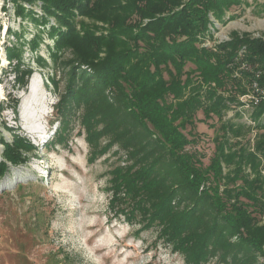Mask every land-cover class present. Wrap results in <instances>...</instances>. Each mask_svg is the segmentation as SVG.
Masks as SVG:
<instances>
[{"label": "trees", "instance_id": "1", "mask_svg": "<svg viewBox=\"0 0 264 264\" xmlns=\"http://www.w3.org/2000/svg\"><path fill=\"white\" fill-rule=\"evenodd\" d=\"M39 1L41 22L56 17L66 27L51 25L50 36H56L50 54L65 48L76 59L59 111L84 106L81 123L90 158L114 145L126 155L127 163L112 173L111 207L126 203L118 209L129 220L138 212L142 229L158 226L159 236L188 264H254L258 255L264 256V224L257 214L264 213V123L256 128L253 149L250 140L232 143L228 136H242L244 125L223 123V138L215 142L208 165L184 150L193 141L189 134L201 120L199 111L220 121L227 107L224 91L246 90L228 68L238 47L246 45L247 58L264 68V37L234 34L216 49L202 46L200 39L211 32L209 24L214 26L210 12L226 22V13L246 0ZM35 40L39 42L38 36L30 40L32 49ZM21 49L8 46L7 56L15 83L23 86L33 68L25 64ZM188 63L194 69H186ZM66 98L77 106L64 108ZM12 108L17 112V101ZM263 111L264 102L255 116ZM6 128L12 140L0 136V177L11 166L26 164L35 149L19 128ZM246 166L254 176L245 172Z\"/></svg>", "mask_w": 264, "mask_h": 264}, {"label": "rangeland", "instance_id": "2", "mask_svg": "<svg viewBox=\"0 0 264 264\" xmlns=\"http://www.w3.org/2000/svg\"><path fill=\"white\" fill-rule=\"evenodd\" d=\"M43 15L39 0H0V136L12 140L6 126L19 128L20 134L35 145L26 164L11 166L0 177V264H188L182 253L159 236L158 226L142 229L138 212L129 220L118 209L126 207V203L111 207L112 173L117 165L127 163L126 155L114 145L107 153L90 158L91 146L81 123L84 106L74 111H59L58 104L76 59L65 48L56 56L50 54L56 36H50L51 25L66 27L56 17L41 22ZM209 15L214 26L209 24L211 32L200 35L204 47L231 41L234 34L243 38L264 37V0H246L231 8L226 13L229 19L226 22L219 21L212 12ZM81 18H76L78 29ZM37 36L39 42L35 40L32 49L30 40ZM8 46L21 47L25 64L33 68L23 86L15 83V72L7 56ZM242 46L229 62L236 59ZM228 66L232 78L242 84L230 67L234 64ZM194 67L192 63L186 65V69ZM81 68L90 71L85 65ZM32 78L36 85L33 93ZM224 92L227 107L223 109L222 120L216 116L206 118L199 111L197 118L201 120L189 134L193 141L184 149L202 157L204 165L210 163L215 142L223 138V123L244 125L242 136H228L232 143L246 144L250 140V148H254L255 132L240 121L237 111L240 93L237 89ZM15 101L17 112L12 108ZM66 103L64 108L77 106L68 98ZM43 112L46 117L39 119ZM2 151L0 143V159ZM223 167L227 172L225 164ZM245 172L254 176L250 166H246ZM260 172L264 176V162ZM257 214L259 222L264 224V213ZM215 263L216 260L208 264ZM253 263L264 264V256L258 255Z\"/></svg>", "mask_w": 264, "mask_h": 264}, {"label": "built area", "instance_id": "3", "mask_svg": "<svg viewBox=\"0 0 264 264\" xmlns=\"http://www.w3.org/2000/svg\"><path fill=\"white\" fill-rule=\"evenodd\" d=\"M212 48L216 49V43ZM247 50V46L243 45L239 49L236 59L230 62L232 64L229 65L234 64V66H230L233 67L234 76L242 79L246 87L243 93L238 94L237 104H239V107L237 111L240 114V121L252 128L255 137L258 124L264 123V111L259 117L255 116L256 109L264 102V68L247 58ZM254 137L252 140H254Z\"/></svg>", "mask_w": 264, "mask_h": 264}, {"label": "bare ground", "instance_id": "4", "mask_svg": "<svg viewBox=\"0 0 264 264\" xmlns=\"http://www.w3.org/2000/svg\"><path fill=\"white\" fill-rule=\"evenodd\" d=\"M35 86H36V85H35V79L32 78V80H30V87H31V90H32L31 92H32V93L35 92ZM34 116H35V115H34ZM34 116H33V117H34ZM45 117H46V112H43L42 115L39 116V119H44ZM29 120H30V119H29ZM37 131L39 132V131H41V130H36V132H37Z\"/></svg>", "mask_w": 264, "mask_h": 264}]
</instances>
